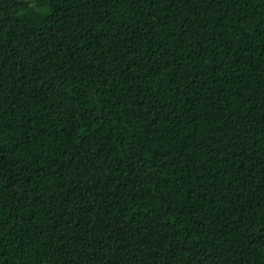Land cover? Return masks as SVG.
<instances>
[{"label":"trees","instance_id":"trees-1","mask_svg":"<svg viewBox=\"0 0 264 264\" xmlns=\"http://www.w3.org/2000/svg\"><path fill=\"white\" fill-rule=\"evenodd\" d=\"M0 264H264V0H0Z\"/></svg>","mask_w":264,"mask_h":264}]
</instances>
